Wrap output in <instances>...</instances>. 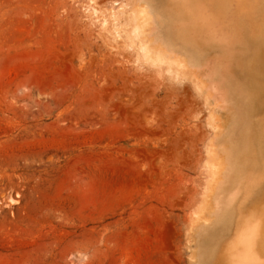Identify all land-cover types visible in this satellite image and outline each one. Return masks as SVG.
Returning a JSON list of instances; mask_svg holds the SVG:
<instances>
[{"label":"rangeland","instance_id":"rangeland-1","mask_svg":"<svg viewBox=\"0 0 264 264\" xmlns=\"http://www.w3.org/2000/svg\"><path fill=\"white\" fill-rule=\"evenodd\" d=\"M176 1L0 0V264H224L258 221L261 0Z\"/></svg>","mask_w":264,"mask_h":264},{"label":"bare ground","instance_id":"bare-ground-1","mask_svg":"<svg viewBox=\"0 0 264 264\" xmlns=\"http://www.w3.org/2000/svg\"><path fill=\"white\" fill-rule=\"evenodd\" d=\"M176 1V0H174ZM202 1V0H201ZM123 2V1H122ZM206 2V1H205ZM209 1H207L208 3ZM240 2V1H239ZM238 2V4H239ZM255 2V5L257 3L260 2V0L256 3V1L254 0ZM199 3V0L197 1L196 0V4ZM122 4V3H121ZM120 4V5H121ZM124 4V3H123ZM203 5H208L205 3L204 4V0H203ZM237 4V5H238ZM254 4V3H253ZM260 11H258L260 15H258L260 18H259V22H258V26H257V30H255L256 32H253L254 36H252V42H253V47L255 48V50L257 49V53L255 55H257V57H255V67H256V72L254 74V76H252V81L250 83V87H251V91L253 92V100H254V103L255 104H258V108L261 110V111H264V99H263V96H264V84H263V80H264V0H261L260 2ZM126 5V3H125ZM132 5V4H131ZM201 5V3H200ZM203 5H201L203 7ZM258 5V4H257ZM122 6V5H121ZM128 6V5H127ZM134 5H132L133 7ZM196 6V5H195ZM205 6V7H206ZM242 6V5H241ZM120 7L119 11H124V8L126 7ZM198 7V5H197ZM201 7V8H202ZM243 7V6H242ZM127 8V7H126ZM125 8V9H126ZM141 8V7H140ZM200 8V9H201ZM130 9V8H129ZM139 9V8H137ZM148 10V8H146ZM145 8H141L140 10H138L137 12V20L139 22V24H145L146 23V20L148 19L149 20V12L146 10ZM198 9V8H197ZM204 7H203V11H204ZM193 10H196V7L193 9ZM191 11V5L189 2H186L184 0H178L175 2L174 4V11L176 12H179V14H182V16L180 17V19H191L192 22L194 24L199 23L200 20H198L199 18V15L197 16L196 12H199L201 10H196L195 11V15L193 14L194 11ZM209 10V8H208ZM118 11V12H119ZM130 11V10H128ZM117 12V11H116ZM127 12V11H125ZM113 13V12H112ZM121 13V12H120ZM119 13V14H120ZM200 13V12H199ZM198 13V14H199ZM203 12L201 11V17H203L202 14ZM209 13V12H208ZM118 14V16H119ZM123 15H125V13H121ZM128 14V13H126ZM114 17L117 18V14H112ZM206 15V14H204ZM209 15V14H208ZM120 17V16H119ZM201 17L199 19H201ZM207 16L203 17L205 19L208 20V17L206 18ZM122 18V17H121ZM151 18V16H150ZM202 18V19H203ZM115 19V18H114ZM134 19V18H133ZM205 19L204 22H205ZM136 20V19H135ZM202 20V22H203ZM206 20V21H207ZM145 21V23H144ZM202 22H201V25H202ZM209 22V20H208ZM152 23V22H151ZM200 24V23H199ZM198 24V25H199ZM206 23H204V26H205ZM208 24V23H207ZM206 24V26H207ZM149 25H152V24H149ZM199 25V26H201ZM139 26V25H138ZM146 26V24L144 25ZM153 26V25H152ZM198 26V27H199ZM203 26V25H202ZM205 27H200L202 28V30L200 28H198V30L200 29V35L202 33H208L209 31H207L209 29V24L207 26V28ZM154 28V27H153ZM197 28V27H196ZM207 29V30H206ZM256 29V28H255ZM152 31V30H150ZM149 33V32H148ZM153 34V33H152ZM196 34V33H195ZM205 34V36H206ZM130 35V34H129ZM140 35V34H139ZM156 35V34H155ZM208 35V34H207ZM145 37V36H143ZM188 37L189 36H183L182 40L184 41H187L188 40ZM193 37V36H192ZM197 37V36H196ZM202 37H204L202 35ZM209 37V36H208ZM201 38V37H200ZM191 39V38H190ZM194 39V38H193ZM199 40V38H198ZM197 40V42H198ZM205 40H207L205 38ZM141 42V41H140ZM190 42V41H188ZM203 42V41H201ZM200 42V43H201ZM199 43V42H198ZM205 43V42H204ZM206 44V43H205ZM179 50V49H178ZM176 50V51H178ZM143 51H145L147 53V56L149 54V58L148 59H151L152 61H155L154 63H157L158 65H160V62L163 63L164 61H168V60H172V52L165 46H163V44L161 43V45H159L158 43L156 44H151V43H145V47L143 49ZM175 51V52H176ZM143 52V53H145ZM175 58V57H173ZM147 59V58H146ZM151 60H148L151 62ZM149 62V63H150ZM174 62V61H173ZM147 64V63H146ZM175 64V63H174ZM178 64V63H177ZM164 65V64H163ZM182 65V64H181ZM172 66V65H171ZM177 66V65H176ZM184 66V64H183ZM166 67V66H165ZM164 67V68H165ZM173 67V66H172ZM158 68V67H157ZM160 68V67H159ZM178 68V67H177ZM176 68V70H177ZM253 68V67H252ZM168 69V67H167ZM158 70V69H157ZM161 70V69H160ZM159 70V71H160ZM166 70V68H165ZM175 70V71H176ZM179 71V69H178ZM177 71V73H178ZM182 71V70H180ZM172 72V70H171ZM184 72V71H182ZM180 73V72H179ZM178 73V75H179ZM187 73H190V72H186ZM251 73V72H250ZM176 74V73H175ZM193 75L195 74L192 73ZM249 75V74H248ZM182 76V75H181ZM190 76V75H189ZM186 77V76H185ZM192 77V76H191ZM249 85V84H248ZM230 250L227 251L225 254H224V259H226L224 261V264H264V211L261 212V214L259 215L258 217V221L255 223V224H248L247 226H245L243 228V230L240 232V234H238L237 238L235 239V241L229 246Z\"/></svg>","mask_w":264,"mask_h":264}]
</instances>
